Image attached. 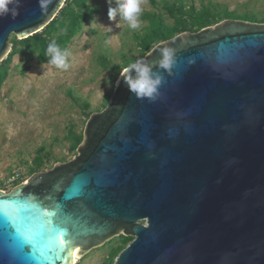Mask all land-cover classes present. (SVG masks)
Returning a JSON list of instances; mask_svg holds the SVG:
<instances>
[{
	"label": "water",
	"instance_id": "obj_1",
	"mask_svg": "<svg viewBox=\"0 0 264 264\" xmlns=\"http://www.w3.org/2000/svg\"><path fill=\"white\" fill-rule=\"evenodd\" d=\"M67 0H21L0 19L42 32ZM175 50L154 100L123 79L88 120L76 159L0 191V264H74L116 237L115 264H264V24L226 19L158 44ZM157 46V45H156ZM131 75H135L132 73Z\"/></svg>",
	"mask_w": 264,
	"mask_h": 264
},
{
	"label": "rangeland",
	"instance_id": "obj_2",
	"mask_svg": "<svg viewBox=\"0 0 264 264\" xmlns=\"http://www.w3.org/2000/svg\"><path fill=\"white\" fill-rule=\"evenodd\" d=\"M76 2L95 12L66 46L72 54L67 71L44 62L41 53L53 39L61 43L70 32L68 20L41 39L24 43L13 36L10 40L18 53L9 63V75L0 90V191L7 194L33 174L76 159L75 136L84 138L90 117L108 107L122 69L148 54L144 42L154 25L163 20L169 28L176 26V8L192 10L198 17L209 8L220 18L234 14L232 20L264 24V0H143L136 30L119 21V16L109 19L108 0ZM112 3L115 6V0ZM26 51L28 57L22 54ZM40 162L42 167L37 168ZM124 241L125 236L116 237L76 264H115L118 256L112 255Z\"/></svg>",
	"mask_w": 264,
	"mask_h": 264
},
{
	"label": "clouds",
	"instance_id": "obj_3",
	"mask_svg": "<svg viewBox=\"0 0 264 264\" xmlns=\"http://www.w3.org/2000/svg\"><path fill=\"white\" fill-rule=\"evenodd\" d=\"M41 8L46 7L47 0H38ZM143 0H108V17L115 20L119 16V21L127 22L128 26L136 30L140 27V16L143 13ZM21 0H0V19L5 17L15 18L19 14ZM154 51L161 54V59L157 61L162 70H171L175 63V50L170 46H154ZM36 56L39 53H35ZM71 52L61 49L56 40L53 39L46 49L47 63L61 71H67L70 67L69 57ZM147 59L137 60L122 69L121 78L127 85L130 93L138 98H148L154 100L158 95V88L161 85L162 77L159 73H153L152 65L146 62ZM134 73L135 75H131ZM120 81L117 86H119Z\"/></svg>",
	"mask_w": 264,
	"mask_h": 264
},
{
	"label": "trees",
	"instance_id": "obj_4",
	"mask_svg": "<svg viewBox=\"0 0 264 264\" xmlns=\"http://www.w3.org/2000/svg\"><path fill=\"white\" fill-rule=\"evenodd\" d=\"M77 4L78 2H76V0H67L66 4H64L63 9L58 14V16L42 32L28 39L20 40V41L24 43H28L36 39H41L42 37H44L43 35L46 34L49 30H53L58 25H60L62 20L63 22L61 23V25L63 27L65 26L64 25L65 21L68 20L70 22L69 24L70 32L64 34L62 36L61 43L58 44L61 49H66V46L72 41L74 36H76L77 32L82 29L83 26L82 24L90 22L95 12L90 10L88 7L84 8V6L83 7L78 6ZM76 6L80 7V9L76 10ZM202 15H203L202 17H198L197 15L194 14L192 10H185V8L183 7L176 8V12L173 14V16H175L176 18V26L173 28H169L164 24L163 20L156 23L150 34L147 36L146 41L144 42L145 55L152 50L151 48L152 44L158 45L161 42L172 39L177 35L186 32L189 28L193 29L194 27H197L198 28L197 30L200 31L201 29L206 27L204 26L205 23L216 25L223 20L234 18V14H226V17L220 18V14L213 13L212 10L209 8ZM48 44L49 43L43 46L44 51L43 53H41L42 60L44 62L45 61L47 62L48 60V57L46 56V49ZM17 53L18 51L13 46L11 53L8 54L9 55L8 58L0 65V90L4 82L8 78L9 63L13 58L14 54ZM28 53L29 52L26 51L22 54L25 57H28L29 55ZM83 140H84L83 136L81 135L75 136L74 138L75 147L78 148L83 142ZM41 167H42V163L40 162L37 164V168H41ZM131 242H132V238L125 237V241L124 243H122L123 246L116 249L112 257L119 256L120 253L124 251Z\"/></svg>",
	"mask_w": 264,
	"mask_h": 264
},
{
	"label": "snow or ice",
	"instance_id": "obj_5",
	"mask_svg": "<svg viewBox=\"0 0 264 264\" xmlns=\"http://www.w3.org/2000/svg\"><path fill=\"white\" fill-rule=\"evenodd\" d=\"M0 214H3L10 223H14V217L9 216L7 212L3 211V209H0Z\"/></svg>",
	"mask_w": 264,
	"mask_h": 264
},
{
	"label": "bare ground",
	"instance_id": "obj_6",
	"mask_svg": "<svg viewBox=\"0 0 264 264\" xmlns=\"http://www.w3.org/2000/svg\"><path fill=\"white\" fill-rule=\"evenodd\" d=\"M79 259L80 257L77 254H74V259H73L74 264H76Z\"/></svg>",
	"mask_w": 264,
	"mask_h": 264
}]
</instances>
